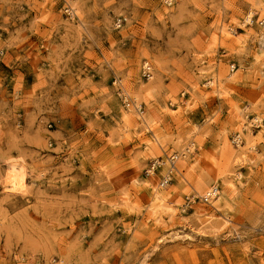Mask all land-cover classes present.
<instances>
[{
  "label": "rangeland",
  "instance_id": "374dc122",
  "mask_svg": "<svg viewBox=\"0 0 264 264\" xmlns=\"http://www.w3.org/2000/svg\"><path fill=\"white\" fill-rule=\"evenodd\" d=\"M0 264H264V0H0Z\"/></svg>",
  "mask_w": 264,
  "mask_h": 264
},
{
  "label": "bare ground",
  "instance_id": "6f19581e",
  "mask_svg": "<svg viewBox=\"0 0 264 264\" xmlns=\"http://www.w3.org/2000/svg\"><path fill=\"white\" fill-rule=\"evenodd\" d=\"M73 5H74V3H73ZM7 180H8V182H12V183L17 182L20 186H23L25 184V176H24V174L18 172L15 167H12L11 170L8 172V174H7ZM213 188L215 189L216 186H214ZM212 190L213 189H209V190H207V192H211ZM161 194L158 193V197H161L162 198L163 196Z\"/></svg>",
  "mask_w": 264,
  "mask_h": 264
},
{
  "label": "built area",
  "instance_id": "2783aa9c",
  "mask_svg": "<svg viewBox=\"0 0 264 264\" xmlns=\"http://www.w3.org/2000/svg\"><path fill=\"white\" fill-rule=\"evenodd\" d=\"M216 189H217V187H216L215 189L213 188V190H212L211 192H208V194H207V196H206L207 200H208L211 196H213V194L215 193Z\"/></svg>",
  "mask_w": 264,
  "mask_h": 264
}]
</instances>
